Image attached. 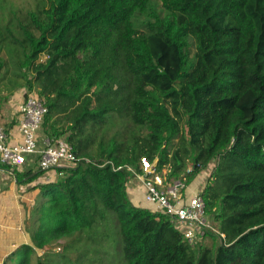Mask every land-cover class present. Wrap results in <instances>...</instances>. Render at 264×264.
Wrapping results in <instances>:
<instances>
[{
    "label": "trees",
    "instance_id": "16d2710c",
    "mask_svg": "<svg viewBox=\"0 0 264 264\" xmlns=\"http://www.w3.org/2000/svg\"><path fill=\"white\" fill-rule=\"evenodd\" d=\"M3 52L46 99L45 133L77 156L134 167L146 156L176 177L190 161L189 179L216 160L203 196L227 243L190 244L132 203L125 171L80 165L40 185L32 243L2 264H29L70 233L97 240L107 210L127 264H264V0H47L18 30L0 24V78ZM116 116L135 126L128 142L96 145Z\"/></svg>",
    "mask_w": 264,
    "mask_h": 264
},
{
    "label": "built area",
    "instance_id": "2783aa9c",
    "mask_svg": "<svg viewBox=\"0 0 264 264\" xmlns=\"http://www.w3.org/2000/svg\"><path fill=\"white\" fill-rule=\"evenodd\" d=\"M22 98L17 125L21 137L13 142L11 131L0 125L1 170L7 169L15 174L33 156L36 158L39 173H43L45 183H48L65 177L68 171L80 165H110L114 171H125L130 175L126 186L130 181H137L144 189L146 202L155 205L154 212L169 217L190 244L207 237H215L221 244L227 243L226 234L216 226L207 211L203 196L206 187L191 193V183L186 177L192 171L193 165L187 171L186 177H175L171 175L170 165L160 169L158 160L152 162L146 156L141 157L138 167L116 165L109 159L100 162L89 157H79L65 140L39 135L49 111L46 99L36 92L24 93ZM215 165L216 162H210L197 176H207L209 179Z\"/></svg>",
    "mask_w": 264,
    "mask_h": 264
},
{
    "label": "rangeland",
    "instance_id": "374dc122",
    "mask_svg": "<svg viewBox=\"0 0 264 264\" xmlns=\"http://www.w3.org/2000/svg\"><path fill=\"white\" fill-rule=\"evenodd\" d=\"M43 5H47V0H0V24L3 27L9 25L12 29L18 30L20 22L26 23V17L29 12L37 11ZM155 5L159 11L164 12V8L159 1H155ZM1 57L6 62V66L0 78V125L8 127L15 121L13 117H16L17 114H15L14 109L19 97L21 99L24 93H38V89L36 86L30 88L26 80L13 74L12 68H14V65L10 66L11 63L6 52H3ZM28 77H31V75H28ZM124 120L116 116L107 125L96 131V145L102 137L105 141L117 138L118 141L128 142L129 134L135 129V126L129 120ZM41 132L43 135H47L44 123ZM96 145H94L93 149L96 148ZM215 162L216 160L211 161V163ZM189 169H192V162L190 161L178 177H186ZM205 172H207V169ZM186 178L192 184L194 178ZM205 178L207 179V176ZM195 183L196 181L193 182V184ZM207 183H209V179H207ZM134 205L155 211V205L150 203L142 201V204L137 203ZM31 212L32 210L30 215ZM30 215H28L27 211L26 217L22 216L19 218L20 224L18 226L23 232L26 231L30 222ZM98 225L100 226V232L97 231V240L85 238L86 234L70 233L49 243L42 250L37 249L31 255L29 264H39L40 261H43V264H127L123 256L124 242L121 234H119L116 214L111 210H107L105 223L101 222ZM207 241L211 242L209 238ZM7 264H18V259L10 260Z\"/></svg>",
    "mask_w": 264,
    "mask_h": 264
},
{
    "label": "crops",
    "instance_id": "0c3cea01",
    "mask_svg": "<svg viewBox=\"0 0 264 264\" xmlns=\"http://www.w3.org/2000/svg\"><path fill=\"white\" fill-rule=\"evenodd\" d=\"M23 98L18 99L13 117L14 123L8 125L13 135V142L21 137L18 130L19 104ZM42 132H39L41 135ZM43 135V134H42ZM36 158L29 157V162L22 169L16 170L15 174H11L7 169H0V264L8 257L10 253L16 250L24 243H32L30 233L26 229L23 232L19 228V218L30 215L38 197L40 196V185L45 184V176L39 173L37 169ZM41 174V175H40ZM53 178V175H51ZM197 176L191 184V193L201 191L206 187V180L203 176ZM133 180L126 186L129 198L134 204L147 203L144 196L143 187ZM141 187V189H139ZM145 208V207H143ZM30 219V218H29Z\"/></svg>",
    "mask_w": 264,
    "mask_h": 264
}]
</instances>
